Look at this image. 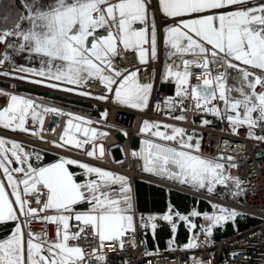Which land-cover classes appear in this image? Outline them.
I'll list each match as a JSON object with an SVG mask.
<instances>
[{
	"label": "snow or ice",
	"instance_id": "1",
	"mask_svg": "<svg viewBox=\"0 0 264 264\" xmlns=\"http://www.w3.org/2000/svg\"><path fill=\"white\" fill-rule=\"evenodd\" d=\"M3 5L4 0H0V7ZM9 7H17L14 0H10ZM18 7L22 11L14 26L0 29V44L17 53L27 51L39 57L40 67L19 65L0 75L15 74L16 79L83 96L92 95L84 89L89 80H96L107 94L94 99L143 110L149 104L153 84L141 82L140 69L122 68L116 61L125 59L128 52L134 54L140 65L158 59L160 28L156 12H159L173 21L163 28L164 45L170 49L169 59L176 55L196 57L195 61L183 59V70L179 72L173 71L171 65L165 66L162 78L164 82H175L176 90L175 99L167 98L164 105L170 111L179 107L181 112H186V101L191 99L193 111L226 120L234 134H238L240 127L247 126L249 138L264 139L253 135L257 118L264 123V92L255 91L257 86L264 89V0L258 5L252 0H156L155 6L153 0H48L47 3L20 0ZM185 17L187 19H178ZM24 22H27L26 28L22 26ZM10 61L6 51L0 56V68ZM191 68L201 69L198 74L203 80L197 86L190 84ZM234 92L239 96H233ZM0 96L8 97L7 106L0 109V128L29 132V122L42 127L46 114L69 115L71 119L61 143L55 146L84 150L91 144L87 156L94 159L104 156L103 146H99L97 153L94 141L106 133L83 127L93 123L90 119L64 113L58 107L46 106L30 97L9 95L4 90H0ZM214 101L221 103L217 105ZM155 107L159 110L161 106ZM107 116L108 112L104 111L102 117ZM173 118L186 120L185 115ZM210 123L204 119L201 126ZM73 128L83 139L73 138ZM141 132L151 133L155 138L145 139L140 149L131 153L133 158L142 161L145 173L208 193H213L218 186L234 187L237 191L232 195L235 196L243 191V182L227 172L229 165L236 166L234 158L200 155V142L195 133L149 121L143 122ZM30 134L39 135L36 131ZM29 159L30 153L20 143L0 138V225L8 222L13 225L10 234L0 239V264H90L91 258L84 249L70 243L85 238L88 228L98 238L101 248L106 241H115L122 250L126 238L132 240L135 247L137 225L132 187L126 177L64 157L46 167H34ZM36 159H41L39 154ZM73 164L84 169L87 175L94 174L96 179L83 184L75 182L66 167ZM113 184H119L118 192L111 189ZM38 186L46 189L39 209L31 207L30 200L26 199L38 191ZM81 202H86L90 208L77 213L73 206ZM49 210L55 214H47ZM216 211L219 215L203 214L208 222L203 229L207 236H211L215 226L238 215L225 208H216ZM199 215L197 211L191 213L193 217ZM174 217L185 222L189 230L197 227L189 216L173 212L171 206L168 214L147 219L141 215L140 226L150 225L155 233L157 221L163 220L175 233ZM34 220L55 223L56 239L48 240L46 229L41 234L33 233L30 224ZM71 220L79 222V231H70ZM172 243L170 240L169 244ZM196 247L198 244L193 237L185 250ZM95 259L97 264L107 261L106 255Z\"/></svg>",
	"mask_w": 264,
	"mask_h": 264
},
{
	"label": "built area",
	"instance_id": "2",
	"mask_svg": "<svg viewBox=\"0 0 264 264\" xmlns=\"http://www.w3.org/2000/svg\"><path fill=\"white\" fill-rule=\"evenodd\" d=\"M158 22L160 27H164L172 21L160 16ZM90 45L91 38L88 41V46L90 47ZM6 51L9 52L6 45L0 44V56H3ZM183 59L195 61L196 57L192 55L172 57L169 65H171L173 71L183 70ZM116 63L122 68L140 69L141 82H151L153 84L149 104L143 110L117 105L111 100L94 99L95 96L107 94V90L96 80H89L84 89L92 95L83 96L75 92H65L16 79L15 74L11 76L0 75V90H4L9 95L16 94L30 97L37 102H43L46 106L58 107L64 113L83 116L93 121L91 125L82 126L93 128L98 133H106V135L99 136L94 141L97 145V153L99 152V146H103L104 156L102 158L98 155L94 159L86 155V152L91 150V144L86 145L84 150L68 145L64 147L55 146L61 143V136L64 134L68 120L71 119L69 115L46 114L42 127L29 122V132H11L0 128V137L28 143L60 158L74 159L122 175L127 178L133 193L137 183H145L187 196L197 203L204 202L210 206L215 205L216 208L234 210L238 214L235 218L251 219L253 223L238 230L234 235L221 238L215 237L213 233L211 236L205 235L203 231L205 227L200 224L191 232L190 236V240L195 237L198 247L187 250H185V245L164 248L153 242L146 230H142L139 222L141 213L138 212L133 199L137 225L134 238L135 247H133V241L126 238L122 250L117 248L118 242L115 241H106L101 248L98 238L92 235L90 228L86 229L87 235L85 238L70 241V243L84 249L86 255L91 258L90 264H97L95 257L99 255H106V264H124L125 261L130 262V264H264V139L249 138L247 126L240 127L238 134H234L233 128L226 120H221L207 112L193 111V101L191 99L186 101L188 108L186 112H181L179 107L170 111L164 105V101L167 98L175 99L176 84L171 82L174 85V90L172 95H168L167 86L169 82H164L162 78L160 61L150 59L148 64L140 65L138 59H134V54L128 52L125 54V59L121 61L117 58ZM14 67L16 66L11 60L0 68V72H10ZM190 71L193 73L190 77L191 86L201 84L203 76L198 74L201 69L191 68ZM255 91L261 93L264 92V89L257 86ZM64 99H72L88 105L89 110L72 106L66 103ZM7 103L8 97L0 96V109L7 106ZM213 103L219 105L221 102L214 101ZM157 104L161 106L159 110L155 107ZM104 111L108 112L106 119L102 117ZM178 115H185L186 120L178 121L173 118ZM204 119L214 120L219 123V126L208 125L202 127L201 122ZM144 121L169 124L184 128L188 133H196L200 142L201 150L199 154L204 157H218L221 155L233 157V163L236 166L229 165L227 172L231 177L239 178L243 182L241 185L243 191L240 195L235 196L232 195V192L237 191L234 187L218 186L213 193H208L204 189H196L175 180L145 173L142 169V161L133 158L131 155L133 150L140 149L145 139H155L151 134L141 132ZM73 123L80 122L73 121ZM31 131H36L39 135L33 136L30 134ZM23 133H28L30 137L25 138ZM72 135L73 138L83 139V136L76 131H73ZM253 135L264 137V123L260 122L258 118L257 128ZM111 188L119 189V184H113ZM45 192L46 189L38 186V191L35 194L26 197L30 200L31 207L37 209L41 207L42 201L45 199L43 195ZM216 208L195 217L191 216V213L182 215H187L191 221L197 222L204 219V213L219 215ZM47 214L55 213L49 210ZM161 215V213L155 214V216ZM174 220L176 228L186 224L178 217H175ZM157 223L160 229L165 226L172 228L166 221L158 220ZM78 225L79 222L71 220L69 222L70 231H79ZM30 229L36 234H41L46 229L47 239L50 241L55 240L57 236V225L55 223H42L34 220L30 224ZM150 252L152 253L151 256L148 255Z\"/></svg>",
	"mask_w": 264,
	"mask_h": 264
},
{
	"label": "crops",
	"instance_id": "3",
	"mask_svg": "<svg viewBox=\"0 0 264 264\" xmlns=\"http://www.w3.org/2000/svg\"><path fill=\"white\" fill-rule=\"evenodd\" d=\"M252 2H253L254 5H258L259 3L262 2V0H252ZM155 3H156V0H153V6H155ZM160 16L163 17L159 12L158 13L156 12V22H157L158 27L160 28V39H159V45H158V59L157 60L161 62L162 75H163L164 70H165V66L166 65H169V62H170L169 55H168L170 49L166 48L165 45H164L163 28L164 27H167V26H170L173 23V21L170 20V19H168V20H170L172 22L168 23L164 27H160L159 22H158V19H159ZM163 18H165V17H163ZM178 19H187V17H185V18H178ZM1 20H2V17L0 16V23H1ZM0 27H3V28H12V27H10L8 25H0ZM229 83L230 84L233 83V80L230 79L229 80ZM236 94L237 93H235V92L232 93L233 96H235ZM0 138H7V137H0ZM7 139H10V138H7ZM59 160L60 159H56V160H54L51 163H48V164H46L44 166H39V167L49 166L51 164H54V163L59 162ZM66 167L68 168V165ZM68 171L70 172L69 168H68ZM20 175H22V174H20ZM154 187H156V186H154ZM156 188H159V187H156ZM135 190H136V187H135ZM160 190H163V189H160ZM138 197H139V195H138ZM189 199H191V198H189ZM139 200L140 199H137L136 208H137L138 212H140L141 215L144 216L145 219H147L148 216H155V214H157V213H161L162 215L168 214L169 213V207L170 206H171V210L173 212H179L180 214L192 213L193 211H197L199 213H203L205 211H210V210H212L214 208L213 206H210L207 203H204V202L197 203L196 201H194L193 199H191L192 200L191 206L188 207V208H186V209H184V210H180L178 208H175L172 204L170 206H168L165 210H159V209H153V208H145L146 207V204L141 205V207H143V208H141L140 207V201ZM168 203H170V202H168ZM141 215L139 216V222H140ZM192 223L196 224L197 227L200 224H202L205 228L208 226L206 224L207 221L205 219L200 220V221H197V222L192 221ZM228 223H232L233 224V229H234V231L236 233L238 231V228H237V225H236V220L229 219V220L224 221V222H221L220 224H218L217 226H215L212 229L213 235L215 237H217V238H221V237H224V236H228ZM141 228H142V230H146L149 233V235H150V237H151V239H152L153 242L158 243L159 246H162L164 248L180 247V246H184V245L188 244V242L190 240L191 232L194 230V229L189 230L187 224L180 225L179 227L176 228L175 241H173V243L170 245L169 244V241L170 240H173L172 238L174 237L173 236L174 233L172 232V228L171 227L165 226V227H163L161 229L159 227H157V229L155 230V233H153L150 225L147 228H144V227H141ZM164 230H166V232H168V236H166L161 241L160 240L161 239L160 238V235L163 233ZM217 232H219V234ZM179 233L186 234V242H184L182 244H179L178 243L177 236H178Z\"/></svg>",
	"mask_w": 264,
	"mask_h": 264
},
{
	"label": "rangeland",
	"instance_id": "4",
	"mask_svg": "<svg viewBox=\"0 0 264 264\" xmlns=\"http://www.w3.org/2000/svg\"><path fill=\"white\" fill-rule=\"evenodd\" d=\"M14 2L17 5V7L10 8L9 7L10 0H4V5L2 7H0V16L2 17L0 25H8L10 27L14 26V21L18 17L19 12L22 11L18 7L20 0H14ZM41 2L47 3L48 0H41ZM22 26L26 28L28 26L27 22H24V24ZM0 28H3V27H0ZM21 42L22 41H16V43H21ZM8 54L11 57V60L13 61L15 66L23 65L26 67H35V68L40 67L39 57H35L33 55H30L27 51L17 53L14 49H9ZM173 90H174V85L171 82H169L168 86H167L168 95H172ZM235 96H239V94L237 93ZM73 131H76L75 128L71 129V133ZM161 131H163V128H161ZM144 133H146V132H144ZM147 134H151V133H147ZM23 135L25 138L30 137L28 133H23ZM196 136L198 139L197 134H196ZM11 140L16 141L17 143H20L24 147L25 151L30 153L29 163H31L34 167H39L41 164V161L44 158L48 157L49 155H52V154L45 152L42 148L33 146L31 144H28V143H24L21 141H17L14 139H11ZM37 154L40 155L41 159H39V160L36 159ZM55 157L57 159H60V157H58V156H55ZM19 166L20 165H13V167H19ZM69 166L70 165H68V168H69ZM72 166L76 167V169H77L75 173H72L73 179L75 182L83 184V183L88 182L91 179H96L94 174H91V175L85 174V170L79 168L78 165L73 164ZM25 167H26V165H25ZM79 179H80V181H79ZM111 189H113V188H111ZM160 189H163V188H160ZM113 190H115L117 192L119 191V189H113ZM162 191L170 192V191H167L166 189H163ZM132 195H133V199L135 200V204H137L136 190L134 191V193L132 192ZM170 205H171V203H168V206H170ZM73 208H74V211L77 213L86 212L90 208V205L87 204L86 202H81V203L74 205ZM236 219L237 218H234V220H236ZM206 224L208 225V222ZM175 235H176V232L173 234L174 237L172 238L173 240H171V241H175Z\"/></svg>",
	"mask_w": 264,
	"mask_h": 264
},
{
	"label": "trees",
	"instance_id": "5",
	"mask_svg": "<svg viewBox=\"0 0 264 264\" xmlns=\"http://www.w3.org/2000/svg\"><path fill=\"white\" fill-rule=\"evenodd\" d=\"M64 101L68 104H71L72 106L82 108L85 110H89L88 105L82 104L78 101H75L72 99H64ZM209 121H211V123L209 125H213L216 127L219 126V123L215 122L214 120H209ZM56 159L57 158L54 155H49L48 157L44 158L41 161L40 166H44L48 163H51ZM69 170L71 173H75L77 169H76V167L70 165ZM79 181H80V179H79ZM137 184L135 186L137 199L142 198L144 200V202L146 204L145 208L165 210L168 206V202H170L175 208H178L180 210H184V209L191 206L192 200L189 199V197H187V196L182 195V196L187 198V200L182 203V202L177 201V199L174 195V193H176V192L162 191V190H160V189H158L152 185H147V184H143L142 192H140L139 189H137V186H138ZM176 194H179V193H176ZM138 195H140V196L138 197ZM140 207H141V205H140ZM141 208H143V207H141ZM252 223H253V221L251 219H246V220H242L240 218L236 219V225H237L238 230H241V229L245 228L246 226L251 225ZM12 228H13L12 222H8L7 224L0 225V239L7 237L10 234V232L12 231ZM217 233L219 234V232H217ZM234 233H235V231L233 229V224L228 223V236L234 235ZM166 236H168V232H166V230H164L163 233L160 235V238H161L160 240L162 241ZM177 240H178L179 244L186 242V234L179 233L177 236Z\"/></svg>",
	"mask_w": 264,
	"mask_h": 264
},
{
	"label": "flooded vegetation",
	"instance_id": "6",
	"mask_svg": "<svg viewBox=\"0 0 264 264\" xmlns=\"http://www.w3.org/2000/svg\"><path fill=\"white\" fill-rule=\"evenodd\" d=\"M143 184H145V183H138L137 189H139L140 192H142ZM174 195H175L177 201H179V202H182L183 203V202H185L187 200L186 197H184V196H182L180 194L174 193ZM139 201H140V205H144L145 204V202H144V200L142 198Z\"/></svg>",
	"mask_w": 264,
	"mask_h": 264
}]
</instances>
